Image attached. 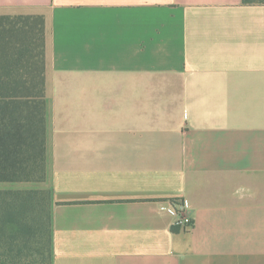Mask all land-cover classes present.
Segmentation results:
<instances>
[{
  "label": "crops",
  "instance_id": "crops-1",
  "mask_svg": "<svg viewBox=\"0 0 264 264\" xmlns=\"http://www.w3.org/2000/svg\"><path fill=\"white\" fill-rule=\"evenodd\" d=\"M34 13L53 264H264V5L0 0Z\"/></svg>",
  "mask_w": 264,
  "mask_h": 264
},
{
  "label": "trees",
  "instance_id": "trees-1",
  "mask_svg": "<svg viewBox=\"0 0 264 264\" xmlns=\"http://www.w3.org/2000/svg\"><path fill=\"white\" fill-rule=\"evenodd\" d=\"M45 68L44 15L0 14V183L47 180ZM52 205L44 186L0 188V264H53Z\"/></svg>",
  "mask_w": 264,
  "mask_h": 264
},
{
  "label": "built area",
  "instance_id": "built-area-1",
  "mask_svg": "<svg viewBox=\"0 0 264 264\" xmlns=\"http://www.w3.org/2000/svg\"><path fill=\"white\" fill-rule=\"evenodd\" d=\"M178 207V218L175 222L176 226H183L186 228H191L193 226L192 218L185 212L183 203L177 204Z\"/></svg>",
  "mask_w": 264,
  "mask_h": 264
},
{
  "label": "rangeland",
  "instance_id": "rangeland-1",
  "mask_svg": "<svg viewBox=\"0 0 264 264\" xmlns=\"http://www.w3.org/2000/svg\"><path fill=\"white\" fill-rule=\"evenodd\" d=\"M45 187L44 184H37V183H18V184H3L0 183V188H4V187H22V188H28V187Z\"/></svg>",
  "mask_w": 264,
  "mask_h": 264
}]
</instances>
